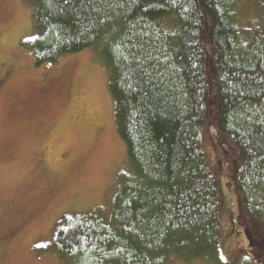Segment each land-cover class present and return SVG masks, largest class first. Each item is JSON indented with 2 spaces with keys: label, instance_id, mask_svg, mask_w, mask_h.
Here are the masks:
<instances>
[{
  "label": "trees",
  "instance_id": "obj_1",
  "mask_svg": "<svg viewBox=\"0 0 264 264\" xmlns=\"http://www.w3.org/2000/svg\"><path fill=\"white\" fill-rule=\"evenodd\" d=\"M239 1L28 0L36 68L99 47L126 150L109 224L98 211L56 223L62 264H220L211 118L234 153L236 226L264 259V0L250 30Z\"/></svg>",
  "mask_w": 264,
  "mask_h": 264
},
{
  "label": "rangeland",
  "instance_id": "obj_2",
  "mask_svg": "<svg viewBox=\"0 0 264 264\" xmlns=\"http://www.w3.org/2000/svg\"><path fill=\"white\" fill-rule=\"evenodd\" d=\"M31 13L28 0H0V264H62L50 250L56 223L98 211L109 224L127 165L99 47L36 68L21 46L34 38ZM237 17L251 29L253 0L239 1ZM203 154L217 177L220 264H264L236 226L234 153L212 118Z\"/></svg>",
  "mask_w": 264,
  "mask_h": 264
}]
</instances>
